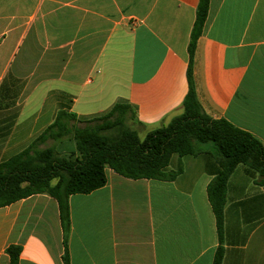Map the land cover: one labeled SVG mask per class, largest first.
Masks as SVG:
<instances>
[{"label":"crops","instance_id":"1","mask_svg":"<svg viewBox=\"0 0 264 264\" xmlns=\"http://www.w3.org/2000/svg\"><path fill=\"white\" fill-rule=\"evenodd\" d=\"M200 0H0V163L19 154L60 110L79 118L129 104L144 139L182 113L189 45ZM199 102L264 143V0H210L194 55ZM66 140V139H65ZM57 151L76 152L70 139ZM54 142V143H52ZM172 181L128 179L70 197L69 264H264V186L239 165L219 239L208 186L221 166L210 152L174 155ZM55 183V182H54ZM65 264L59 204L36 194L0 208V264Z\"/></svg>","mask_w":264,"mask_h":264},{"label":"trees","instance_id":"2","mask_svg":"<svg viewBox=\"0 0 264 264\" xmlns=\"http://www.w3.org/2000/svg\"><path fill=\"white\" fill-rule=\"evenodd\" d=\"M210 0H200L189 45V92L182 113L168 124L149 132L144 139L130 126L132 107L116 103L108 112L79 118L60 110L55 121L29 147L0 163V208L36 194L57 200L64 232L65 264L70 263L68 240L71 231L70 197L90 194L107 184V170L134 180L172 181L183 173L180 166L168 171L174 155L212 153L221 166L208 186V197L216 217L219 239L225 229V207L229 180L239 165L258 173L264 186V143L225 119H213L203 110L193 74L194 55L208 18ZM73 139L76 152L64 157L49 141ZM55 182V183H54ZM7 253L17 264L21 247L10 246ZM224 248L216 252L214 264H223Z\"/></svg>","mask_w":264,"mask_h":264},{"label":"rangeland","instance_id":"3","mask_svg":"<svg viewBox=\"0 0 264 264\" xmlns=\"http://www.w3.org/2000/svg\"><path fill=\"white\" fill-rule=\"evenodd\" d=\"M1 43V42H0ZM19 86H16L15 89H11L8 93H6L5 90L0 91V111H3V109H6L7 107H4L8 101H11L19 92ZM66 142L64 143H70V139H66ZM54 143V142H52ZM61 142L56 144L57 149L61 148Z\"/></svg>","mask_w":264,"mask_h":264}]
</instances>
